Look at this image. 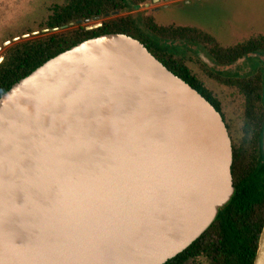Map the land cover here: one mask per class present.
Segmentation results:
<instances>
[{
    "label": "water",
    "instance_id": "1",
    "mask_svg": "<svg viewBox=\"0 0 264 264\" xmlns=\"http://www.w3.org/2000/svg\"><path fill=\"white\" fill-rule=\"evenodd\" d=\"M231 163L221 113L138 39L86 38L0 95V264H163L231 200Z\"/></svg>",
    "mask_w": 264,
    "mask_h": 264
},
{
    "label": "trees",
    "instance_id": "2",
    "mask_svg": "<svg viewBox=\"0 0 264 264\" xmlns=\"http://www.w3.org/2000/svg\"><path fill=\"white\" fill-rule=\"evenodd\" d=\"M144 1L63 0L49 7L44 25L51 30L70 23H85L116 11L135 8ZM104 33H125L138 39L166 68L197 90L219 112L218 99L188 67V56L177 54L176 45L171 41L183 40L193 46L202 45L201 50L210 60L221 66L252 53L264 54V34L251 35L233 45H221L210 34L196 28L158 25L152 17L133 18L127 14L88 30L81 26L70 32L51 33L17 42L13 41L14 37H5L1 44L6 40L10 43L4 48L0 62V95L48 58L86 38ZM190 51L203 66L206 65L193 50ZM207 74L235 87L243 96L241 138L237 144L231 139V175L235 193L197 239L163 264H253L264 225V163L260 164L264 75L256 70L242 77L225 76L211 69Z\"/></svg>",
    "mask_w": 264,
    "mask_h": 264
},
{
    "label": "rangeland",
    "instance_id": "3",
    "mask_svg": "<svg viewBox=\"0 0 264 264\" xmlns=\"http://www.w3.org/2000/svg\"><path fill=\"white\" fill-rule=\"evenodd\" d=\"M62 1L0 0V58L3 59L4 48L7 46L1 42L7 36L17 37L13 40L17 42L51 33L70 32L81 26L103 23L127 14L133 18L152 17L158 25L196 28L210 34L221 45H233L251 35L264 34V0H145L141 6L130 8L118 15L92 19L87 23H72L49 30L44 25L50 12L49 7ZM155 7H159L158 10H155ZM171 44L176 45L177 54L188 56L190 59L188 67L218 99L220 113L230 138L237 144L241 138L243 96L235 87L211 78L207 71L211 69L225 76L242 77L257 70L264 75V54L252 53L231 64L221 66L210 60L206 52L201 50L202 45L193 46L183 40L171 41ZM190 50H193L206 65L203 66ZM262 163H264V128L261 137L260 164Z\"/></svg>",
    "mask_w": 264,
    "mask_h": 264
},
{
    "label": "flooded vegetation",
    "instance_id": "4",
    "mask_svg": "<svg viewBox=\"0 0 264 264\" xmlns=\"http://www.w3.org/2000/svg\"><path fill=\"white\" fill-rule=\"evenodd\" d=\"M141 4H142V3L136 5L135 8L141 6ZM158 8H159V7H155L154 9H155V10H158ZM118 14H120V12L116 11V12H114L112 15H118ZM87 22H89V21H87ZM87 22H85V23H87ZM101 24H102V23H100V25H101ZM92 25H94V24H92ZM92 25H90V26H92ZM85 27H87V26H85Z\"/></svg>",
    "mask_w": 264,
    "mask_h": 264
}]
</instances>
